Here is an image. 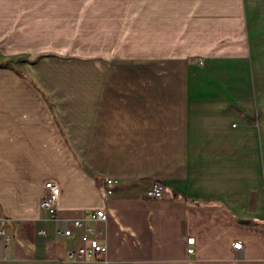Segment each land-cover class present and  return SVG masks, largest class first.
<instances>
[{"label":"crops","instance_id":"1","mask_svg":"<svg viewBox=\"0 0 264 264\" xmlns=\"http://www.w3.org/2000/svg\"><path fill=\"white\" fill-rule=\"evenodd\" d=\"M258 8L0 0V264H264V93L245 58ZM96 208L91 233L60 232ZM85 234L106 250L67 259Z\"/></svg>","mask_w":264,"mask_h":264},{"label":"built area","instance_id":"2","mask_svg":"<svg viewBox=\"0 0 264 264\" xmlns=\"http://www.w3.org/2000/svg\"><path fill=\"white\" fill-rule=\"evenodd\" d=\"M104 185L106 187V193H109L111 189L109 185L115 182L111 178L104 179ZM59 186L52 180L44 182V191L40 199L41 207L46 210L51 218H56L57 200L59 195ZM163 192V186L160 182L153 183L147 190L146 196L148 197H160ZM98 219H105V212L103 208L86 210L79 218L65 220V226L60 229V232L65 236H71L73 234L72 227H79L85 225L88 233H91L94 229L91 224L92 221ZM70 223V224H69ZM0 234L3 236L6 243V234L2 227H0ZM82 244L77 247L69 248L67 250V259L73 261H84L89 259H95L100 253L106 250V245L100 243L97 237H90L89 235H83L81 237ZM193 238L187 239V242L191 243ZM241 242L236 241L233 243L234 249H240ZM191 251V248H188Z\"/></svg>","mask_w":264,"mask_h":264},{"label":"rangeland","instance_id":"3","mask_svg":"<svg viewBox=\"0 0 264 264\" xmlns=\"http://www.w3.org/2000/svg\"><path fill=\"white\" fill-rule=\"evenodd\" d=\"M258 4V10L264 11V0H254V6ZM263 16L264 13L256 14ZM251 32V45L252 50L247 53L245 58L249 60V76L254 79V83L251 84V90L253 92L264 93V19H254L248 21ZM9 59L0 57V62H8ZM13 61V60H12ZM189 62H196L202 64L203 59L199 57H193L188 59ZM257 81V82H256Z\"/></svg>","mask_w":264,"mask_h":264}]
</instances>
